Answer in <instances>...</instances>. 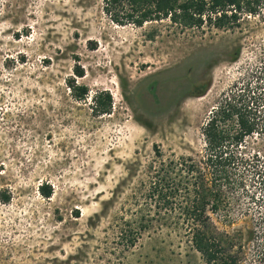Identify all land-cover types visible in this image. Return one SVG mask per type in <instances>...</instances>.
Here are the masks:
<instances>
[{
    "label": "rangeland",
    "instance_id": "1",
    "mask_svg": "<svg viewBox=\"0 0 264 264\" xmlns=\"http://www.w3.org/2000/svg\"><path fill=\"white\" fill-rule=\"evenodd\" d=\"M103 6L0 0V193L10 196L0 201V264H204L185 229L156 212L149 176L160 159L201 156V129L221 98L255 86L264 96V10L200 31L166 19L120 25ZM69 83L86 85V97L75 99ZM102 90L112 104L98 114ZM259 131L239 148L243 192L211 214L239 264H264Z\"/></svg>",
    "mask_w": 264,
    "mask_h": 264
},
{
    "label": "trees",
    "instance_id": "2",
    "mask_svg": "<svg viewBox=\"0 0 264 264\" xmlns=\"http://www.w3.org/2000/svg\"><path fill=\"white\" fill-rule=\"evenodd\" d=\"M103 10L120 25L142 26L147 21L166 19L180 29L225 30L238 27L247 17L260 15L264 0H104ZM238 54L239 49H235L234 60ZM74 72L77 76L83 75L82 69ZM69 87L77 100H83L88 93L86 85L69 83ZM198 88L195 95H203L205 85ZM258 89L255 86L246 94L223 97L210 110L201 129L204 144L201 156H181L167 162L160 159L149 176L147 195L154 201L156 212L161 213L164 224L171 220L169 225L185 229L204 264H239L238 256L221 245L211 214L226 210L230 199L235 198H230V194L243 192L245 188L247 159L239 148L245 139L264 130L256 117L258 105L254 102L261 94ZM260 98L258 103L264 105V96ZM93 99L94 112L110 111L112 98L108 91L96 92ZM38 192L48 198L53 188L41 183ZM9 199V194L0 193V201L6 203Z\"/></svg>",
    "mask_w": 264,
    "mask_h": 264
},
{
    "label": "built area",
    "instance_id": "3",
    "mask_svg": "<svg viewBox=\"0 0 264 264\" xmlns=\"http://www.w3.org/2000/svg\"><path fill=\"white\" fill-rule=\"evenodd\" d=\"M255 135H256V134H255ZM255 135H254V136H255ZM258 154H259V153H258ZM256 174H258V173H256Z\"/></svg>",
    "mask_w": 264,
    "mask_h": 264
}]
</instances>
